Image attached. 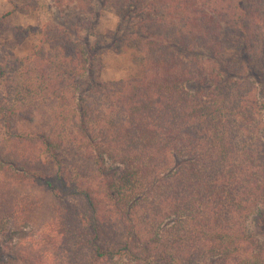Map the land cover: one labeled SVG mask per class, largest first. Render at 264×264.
Returning <instances> with one entry per match:
<instances>
[{
	"label": "trees",
	"instance_id": "16d2710c",
	"mask_svg": "<svg viewBox=\"0 0 264 264\" xmlns=\"http://www.w3.org/2000/svg\"><path fill=\"white\" fill-rule=\"evenodd\" d=\"M183 1L184 7L189 5V0ZM257 1L260 5L261 0ZM246 3L228 0L226 16L214 4L211 25H197L195 31L201 38L217 36L223 15L224 28L241 32V42L248 46L249 25L256 27L264 18L256 13L254 2L252 10L245 8ZM146 8L142 2V13ZM51 35L44 38L49 50H38L13 63L0 62V264H184L197 235L204 237L206 251L220 253L212 264H264V248L260 252L246 250L242 256L236 246L242 239L235 231L236 217L247 218L254 206L258 211L263 208L264 177L229 163L228 127L221 114L227 106L215 101L217 92L211 88L212 101H206L207 96L186 86L220 76L221 68L216 71L211 66L212 71H207V66L198 64L193 70L196 75H190L192 68L190 71L173 54L164 52L163 40L148 41L139 34L141 45L133 46L141 56L139 72L119 83H108L88 76L91 63L87 50L80 40L74 42L65 26H58ZM187 41L184 48L194 51L196 46ZM212 41L209 39L206 47L217 51ZM238 58V66L230 61L224 71L250 67L247 75L264 88L260 55L246 50ZM235 104V111L242 112L243 106ZM198 125L202 130H196ZM69 156L86 158L93 168L69 163ZM108 160L111 167L123 165L127 172L124 184L138 181L142 190L134 195L137 201L146 198L157 208L149 226L152 234L141 248L117 234V213L110 207L119 209L118 205L130 204V199L125 193L120 195L123 183L118 186L108 175ZM207 162L219 163L218 173L204 176L201 166ZM76 168L101 173L102 179L88 176V182L80 181L74 178ZM27 176L51 192L63 187L71 195L83 196L88 218L79 215L71 222L65 216H53L38 228L24 230L20 219L27 218V210L20 207L15 193L6 194L5 189ZM97 184L105 193L94 187ZM137 189L133 186L132 191ZM132 209L127 208L128 214ZM226 210L228 219L222 220ZM170 216L172 220L164 222ZM7 217L11 221L4 228ZM117 217L123 219L124 226L131 223L129 215ZM79 229L90 233L91 239L80 243L89 245V258L66 244L67 231ZM249 232L247 224L243 234L250 237ZM136 239L139 241L138 236ZM143 248L146 258L140 252ZM233 248L238 255L232 256Z\"/></svg>",
	"mask_w": 264,
	"mask_h": 264
},
{
	"label": "rangeland",
	"instance_id": "374dc122",
	"mask_svg": "<svg viewBox=\"0 0 264 264\" xmlns=\"http://www.w3.org/2000/svg\"><path fill=\"white\" fill-rule=\"evenodd\" d=\"M244 1L247 2L245 8L249 10L254 9L252 8L254 2L256 13L264 18V0L260 1V5L257 0ZM142 2H146V6H148L143 13L140 9ZM227 2L228 0H189V5L184 7L183 0H0V62L9 60L13 63L16 60L32 57L38 50H49L50 45L44 43V38H52V30L54 32L58 26H65L73 35L74 42L80 40L87 50L91 63L88 76L103 82L119 83L123 79L136 75L140 70L141 56L133 47L139 48L138 46L141 45L138 39L139 34L145 36L144 39L147 38L148 41L163 40L166 47L164 52H170V56L173 54L175 60H180V63L190 71L192 68L190 75H196L193 70L198 64L207 66L209 68L207 71H212L211 66H214L216 71L221 68L218 72L220 76L223 74L221 78L218 75L206 83L193 81L187 83L186 86L192 92H199L203 96H207L206 101H212L210 98L212 89L213 92H217L219 98L216 97L215 101L217 100L219 103L221 101L227 106L221 114L225 117L224 126L228 127L226 140L230 144L228 145L229 157H231L229 163L239 164L241 170L249 168L251 171H258L260 176L264 177V88L262 85H257V81L251 75H247L250 67L247 70L240 67L242 73L238 67L231 71H224V67L230 61L238 66L240 62L238 54H244L246 50L257 53L264 60V21L256 27L249 25L252 29L249 33L250 38L247 46L244 44L245 41L241 42V32L233 30L234 28H224L225 18L223 15L226 16L224 8H227ZM214 4L218 5L219 12L221 10L224 12L223 15L219 14L222 29H218L217 36L207 35L205 38H201L195 29L198 27L197 25L207 26L209 24V16L214 15ZM186 8L188 9L186 10ZM186 16H190V18H184ZM207 18L209 21L206 20ZM132 35L137 37H132ZM161 35L162 37H160ZM209 39H213L212 42L217 44V51L206 47ZM186 40H188L187 43L190 42L196 46L194 51L184 48ZM142 54L144 56V53ZM253 62H256V58ZM261 79L264 81V75H261ZM5 84L9 85L8 82ZM14 93L15 91L9 95ZM235 102L243 106L242 112L235 111ZM195 127L196 130H202L200 125ZM72 157L69 156V163H78L81 166L87 164L93 168L90 160ZM244 159L250 160L246 162ZM107 163L109 166L108 175H112L118 186L123 183L120 187L122 188L120 195L125 193L130 199V204L118 205L119 209L110 207L117 213L114 216V218L116 217L117 234L131 239L133 246L141 248L142 242L152 234V229L149 226L153 224L152 216L157 208L152 203L146 202V198L139 201L135 199L134 195L141 192L142 187L139 186L138 181L124 184L127 172L123 165H119L120 169H117V165L116 168L111 167V160H108ZM47 165L53 167L51 162H48ZM201 167L204 169L203 174L206 177L210 173H218L217 168L220 169L217 162H211L210 165L207 162ZM74 172H76L74 178L78 177L77 179L80 181L88 182V176L93 177L96 181L102 179L101 173H91V171H83L81 168H76ZM108 175H106L107 178ZM110 176L109 178H112ZM32 180L28 176L18 179L14 184H7L5 189L6 194L15 193L20 207H25L27 210V218L20 219L24 230L29 231L32 227L38 228L42 222L50 220L53 216L58 218L65 216L71 222L77 220L76 217L79 215L80 218H88L89 213L86 210V201L83 196L71 195L70 191L63 187H58L54 192H51L45 186ZM172 180L174 179L172 178ZM133 186L140 189L132 191ZM94 187L102 188L99 184ZM117 188L114 191L118 195ZM6 197L8 200L11 199L9 195ZM258 202L260 204V201ZM129 207L133 208L131 214H128L127 211ZM256 207L251 209L247 218L243 217L245 215L236 217L235 231L240 237L239 239H242L236 246L237 250L238 248L239 251L241 250L242 256L245 255L244 251L246 250L260 252L261 248H264V206L261 211H258ZM21 208L19 214L23 216L25 213ZM77 213L78 215H76ZM119 214L129 215L131 223L124 226L121 222L123 219L117 217ZM221 218L222 220L228 219L227 210ZM165 219L164 222L172 220L171 216ZM10 221L8 217L4 219V228L9 226ZM243 222L244 224H242ZM247 224L250 227V237L243 234V228ZM134 232L138 234L139 241H137ZM109 233L114 235V230H110ZM1 234L2 232L0 239ZM89 234L86 229L74 230V232L68 230L64 238L67 240V246L74 249L76 254L83 253L89 258L91 251L89 245L80 244L91 239ZM174 234L171 233L170 236ZM247 238L251 240L247 241ZM204 244V237L197 235L192 242L191 253L188 252L184 264H212V261H218L220 253L206 251ZM12 250L13 248L5 249V251ZM231 251L232 256H235L236 249L233 248ZM15 252L17 253V251ZM58 252L60 253V251ZM140 252L146 258V250L143 248L140 249ZM154 260L159 261L158 258H154Z\"/></svg>",
	"mask_w": 264,
	"mask_h": 264
}]
</instances>
